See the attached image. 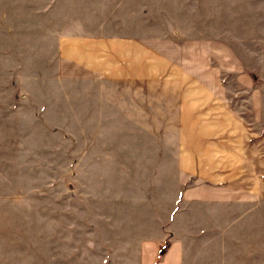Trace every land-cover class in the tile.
I'll use <instances>...</instances> for the list:
<instances>
[{
	"label": "rangeland",
	"instance_id": "374dc122",
	"mask_svg": "<svg viewBox=\"0 0 264 264\" xmlns=\"http://www.w3.org/2000/svg\"><path fill=\"white\" fill-rule=\"evenodd\" d=\"M82 38L179 47L167 76L218 84L212 101L195 91L190 103H206L211 126L240 128L243 174L264 184V0H0V207L17 208L24 235L30 216L29 264H264V191L253 230L206 229L209 216L251 208L182 198L194 182L180 184L191 167L168 148L179 122L153 92L147 113L129 117L115 114L128 87L63 75V42Z\"/></svg>",
	"mask_w": 264,
	"mask_h": 264
},
{
	"label": "crops",
	"instance_id": "0c3cea01",
	"mask_svg": "<svg viewBox=\"0 0 264 264\" xmlns=\"http://www.w3.org/2000/svg\"><path fill=\"white\" fill-rule=\"evenodd\" d=\"M179 54V47L161 39L107 41L82 38L63 42L60 49V66L63 75L77 78V81H81L85 86L100 83L98 86L128 87V90L125 88V94L129 93L130 99L129 102L125 100V111L115 114L130 117L132 114L142 115L143 111L147 113L148 101L143 97L148 95L149 91L153 92L157 98L152 102L158 104L160 112L170 109L171 116L179 122V127L176 125L177 131L176 129L173 131L179 134L178 139L172 141L168 148L176 150L177 165L187 164L191 167L187 170L182 169L181 173L179 171L180 184L194 182L183 193L182 198L185 201H197L210 207L237 208L238 205H244L246 209L251 208L250 218L246 217V219L245 215L230 220L228 216L226 219L209 216L205 228L215 235L224 237L223 234H226L229 238L228 231L234 229L236 225L242 226L241 229L253 230L261 220L258 211L264 184L260 182L259 176L256 179H248L243 174L245 140H242L240 128L232 125L211 126L206 103L203 105L199 102L190 103L194 100L192 97L196 96L195 91L209 95L212 101V95L207 91L217 83L208 84L204 79L203 81L200 79L201 82L192 81L190 78L181 79L174 73L171 74L172 77L167 76L170 66L177 68ZM196 86L202 90H196ZM88 91L90 90L87 89ZM25 97L27 102L34 103L32 101L34 96L30 94L22 96ZM137 97L140 102L133 103V98ZM15 100L19 101V97ZM96 100L92 97L89 103H95ZM225 115L227 116L226 111L221 110L217 113L219 117ZM184 118L187 121H184ZM181 124L184 125L182 131ZM15 210L17 208L13 205L0 207V264H25V259L29 264L30 255L34 257L35 234L31 230L33 222L28 215V228L24 235L18 216L14 214ZM255 210H257L256 215L253 214ZM59 216L61 217V212ZM245 221L250 222L251 225L244 223ZM59 236H62L60 230ZM55 237L50 234L51 239ZM235 240L237 241L236 238ZM174 247L176 245L173 246L172 253L176 250Z\"/></svg>",
	"mask_w": 264,
	"mask_h": 264
}]
</instances>
